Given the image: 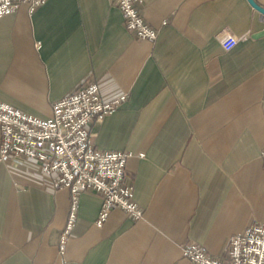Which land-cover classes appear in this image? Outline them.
<instances>
[{
    "label": "crops",
    "instance_id": "crops-1",
    "mask_svg": "<svg viewBox=\"0 0 264 264\" xmlns=\"http://www.w3.org/2000/svg\"><path fill=\"white\" fill-rule=\"evenodd\" d=\"M141 8L155 40L129 31L114 0L23 3L0 17V100L47 118L87 79L105 100L127 95L93 140L136 153L127 166L145 211L116 207L97 225L102 197L82 192L61 254L70 191L36 159H0V264H195L186 241L224 260L233 235L264 221V15L248 0ZM228 33L239 41L225 50Z\"/></svg>",
    "mask_w": 264,
    "mask_h": 264
},
{
    "label": "built area",
    "instance_id": "built-area-1",
    "mask_svg": "<svg viewBox=\"0 0 264 264\" xmlns=\"http://www.w3.org/2000/svg\"><path fill=\"white\" fill-rule=\"evenodd\" d=\"M47 0H0V17L15 12L26 3L33 12ZM124 15L125 27L141 39L155 40L159 30L149 24L143 13V0H114ZM239 38L233 34L221 37V45L230 50ZM126 94L105 100L98 83L83 81L73 92L52 105V114L43 118L25 112L0 100V159L25 156L36 159L50 176L54 189L66 188L71 194L70 215L60 239V253L65 250L67 234L72 227L79 195L84 191L99 194L102 207L97 225H102L110 211L123 209L134 220L144 217V209L135 201L133 175L127 162L133 151L108 150L95 145L92 125L115 112ZM143 157V152L138 153ZM264 160V147L261 149ZM183 257L195 264H264V221H256L233 235L227 247V258L210 254L202 245L186 241L181 244Z\"/></svg>",
    "mask_w": 264,
    "mask_h": 264
},
{
    "label": "water",
    "instance_id": "water-1",
    "mask_svg": "<svg viewBox=\"0 0 264 264\" xmlns=\"http://www.w3.org/2000/svg\"><path fill=\"white\" fill-rule=\"evenodd\" d=\"M251 5L256 8L258 11H260L264 15V7L258 4L255 0H248Z\"/></svg>",
    "mask_w": 264,
    "mask_h": 264
}]
</instances>
